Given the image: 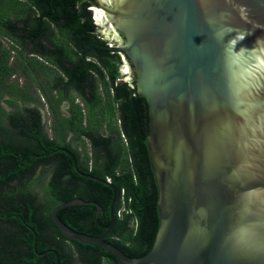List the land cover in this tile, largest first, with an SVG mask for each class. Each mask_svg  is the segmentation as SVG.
Returning <instances> with one entry per match:
<instances>
[{"label": "water", "instance_id": "95a60500", "mask_svg": "<svg viewBox=\"0 0 264 264\" xmlns=\"http://www.w3.org/2000/svg\"><path fill=\"white\" fill-rule=\"evenodd\" d=\"M94 2L105 21L96 24L131 65L128 77L147 103L158 226L137 257L105 240L120 190L80 171L115 189L109 225L96 236L62 222L63 207L101 209L79 197L56 205L53 223L119 264H264V0Z\"/></svg>", "mask_w": 264, "mask_h": 264}, {"label": "trees", "instance_id": "16d2710c", "mask_svg": "<svg viewBox=\"0 0 264 264\" xmlns=\"http://www.w3.org/2000/svg\"><path fill=\"white\" fill-rule=\"evenodd\" d=\"M78 3V0H0L3 17L0 35L12 43L18 71L31 78L46 97L56 131L54 137L47 136L35 96L9 79L15 65L10 50L0 40V260L4 264H57L55 252L61 264H119L98 245L66 238L51 219V210L56 205L79 197L97 202L101 209L94 204L66 206L56 213L62 222L76 231L96 236L109 225V206L116 195L115 189L79 171L102 179L107 177L123 190V197L113 206L115 220L105 240L125 254L137 257L150 249L157 230V190L145 144L148 129L143 132L141 127L143 115L147 117V103L133 94L128 82L115 85L118 53L111 47L105 46L106 51L99 48L106 40L91 32L94 24L87 2L77 6ZM15 12L19 14L16 22L20 25L11 19ZM61 18L65 24H57L59 35L52 33L51 23ZM46 43L56 47L53 52L57 56L67 55L72 64L56 66L67 75L56 84L48 79L51 70L44 59L51 57V52ZM72 45H81L77 50L86 45L98 47L100 51L94 53L103 63L99 66L75 60L77 57L70 55ZM41 55L42 59L38 60ZM51 61L54 65V60ZM93 69L97 77L90 72ZM54 87L58 89V98L63 97V88L79 93L91 114L95 103L100 105L102 116L106 108L111 115L114 103L120 102L128 146L115 142L110 147V138L106 142H90L98 152L103 151L100 157L104 161L91 170L77 163V170L72 156L62 149H70V142H64V118L57 107L56 94H52ZM2 102L8 105V110ZM82 117L76 104L73 117L67 118L68 123L72 122L66 127L79 137L93 139L89 126L81 127L73 122ZM75 155L77 160L78 153ZM44 173L45 177L41 176Z\"/></svg>", "mask_w": 264, "mask_h": 264}, {"label": "flooded vegetation", "instance_id": "af4514ba", "mask_svg": "<svg viewBox=\"0 0 264 264\" xmlns=\"http://www.w3.org/2000/svg\"><path fill=\"white\" fill-rule=\"evenodd\" d=\"M78 2L79 3L77 4V6L80 5L81 3L87 2V8L90 11V17H91V20L94 24V27L91 29V32L94 33L95 35H98V37H100L101 39L106 40L105 43H102L100 45L101 47H99V48H102V50H104V51H106L105 46L114 48L116 43L111 37L110 38L112 41H109V39L103 37L104 36L103 33L100 32L101 35L97 33L96 27L98 25L96 24V22H95L96 20L93 16L94 7L96 6L94 0H78ZM24 16H26V15L24 14ZM17 17H19V14H17L15 12L11 16V19L16 22ZM32 17H34V14H32ZM2 18L3 17L0 13V20ZM58 23L64 25L65 19L61 18L58 21L53 20V22L51 23L52 24L51 28L53 29V30L51 29L52 33L54 32L57 35H59V32H58L59 27L57 25ZM16 24L20 25V23H18V22H16ZM111 42H113V43H111ZM46 44L48 45V48L51 52L50 53L51 55H49L51 57H49V58L44 57L45 63H47L49 65V68L51 70V75L49 76L48 79H49L51 84H56L59 82V80H61V77L66 78V76H67L66 72H63V71H61V69H58V68L65 67L67 65H69L71 67L72 64L70 65V63L68 62L69 60L67 59V55L66 56L64 55L63 56L64 58H63L62 55L57 56L58 54L53 52V50L56 48L54 45L48 44V43H46ZM80 46L72 45V48L74 50L72 49V52L70 53V55L77 57V59H75V60H80L81 62L82 61L91 62L92 64L96 63L99 66L101 65V63H103V61L98 59L97 54L94 53V52L98 53L100 51V49L98 47L97 48H95V47L91 48L89 45H86L84 47L82 46L81 49L77 50V48H79ZM31 47H32L31 45L28 46V48H31ZM74 51H76V53H74ZM114 51H116V53H118V56H119V59L115 60V65L117 66V78H115V85L117 83L128 82L130 87L134 89L133 94H137L135 87H133L134 81L131 79V77L130 78L128 77L130 75L129 68H131V65H129V62L123 58L122 54L118 50H116L114 48ZM85 52H87V53H85ZM41 59H42V55L38 56V60H41ZM51 59L54 60V65L51 63L52 62ZM55 63H57V64H55ZM126 63H128V66H127L128 70H125V69L122 70V68L124 67V64H126ZM56 66H59V67L57 68ZM90 72L93 74V76H95V77L98 76L97 73L95 74L94 69L91 70ZM103 72L106 73V71H103ZM56 73H58V74H56ZM125 77H127L129 80ZM106 79H108V77H106ZM131 83H132V85H131ZM62 86L64 87L63 84H62ZM57 91H58V89L56 87H54V89L52 90V94H56L55 101H56V104H57V107L60 111L61 116L64 118V120H63V126H65V128L63 129L64 130V138H65L64 142H70L71 140H74V138L79 139L80 137H83L86 140H88L90 147L93 151V154L95 156V159L93 161L88 162L85 154H82L80 148H74V147H72V145H70V149L67 147V149L70 150L74 155L76 152L78 153L77 163H80V166L82 168H85V166H86L87 170H91L92 167H95L96 165L99 166L103 160L100 157V155L103 153V151L98 152V148L93 147V145L90 142H103V141L106 142L105 139L110 138L108 141V142H110V147H112V145H114L115 142H124V144H126L128 146V142H130V141L127 138V135L124 133L123 118H122V115H123L122 114L123 113L122 108L123 107H120V102L116 101V103H114L116 106L112 107L111 115L109 114V111L106 108V109H104L105 113H103L101 116L100 112H99L100 111V105H98V103L97 104L95 103L94 113L91 114L88 110V107L85 103V100L83 99V97H81L79 95V93L74 92L72 90H66V88H63L64 95H63V97L58 98ZM86 95L89 97L90 93L87 92ZM119 98H121V97H118V99ZM76 99H80L81 102L78 104L76 102L77 101ZM76 104L80 107V112L83 113V117H82V120L79 121V119H78L77 121L75 120L73 122L78 123L81 127L89 126L94 140L92 138H88L84 135L79 137L78 135H76L75 132H73V130H70L66 127L69 123L72 122L71 121L68 123L67 118L73 117V113H74V111H76ZM46 106H47V112H50L49 111L50 105H49L48 101H47ZM6 110H8V109H6ZM41 114H42L41 120H42V123L44 124L45 119L43 117L42 111H41ZM100 117H101V119H100ZM141 127L143 129V132L147 131V129H148V116L146 117L145 115H143V121L141 123ZM119 153L120 154H118V157H119V155L121 156L120 150H119ZM78 169H79V167H78ZM96 177H99V176H96ZM105 180L108 181L107 177L105 178ZM108 182L112 184L111 180H109ZM122 197H123V194H121V191H120V197L119 198H122Z\"/></svg>", "mask_w": 264, "mask_h": 264}, {"label": "rangeland", "instance_id": "374dc122", "mask_svg": "<svg viewBox=\"0 0 264 264\" xmlns=\"http://www.w3.org/2000/svg\"><path fill=\"white\" fill-rule=\"evenodd\" d=\"M93 16H94V14H93ZM96 30H97V33L100 35H101V33H103L102 31H104L99 26L96 27ZM103 37L109 39V41H112L109 36H106V34H104ZM0 40L2 41V45H4L6 48H8L10 50L11 62H13L15 65V71L13 72V74L10 76L9 79L16 81L18 83V86H20V87L22 86L23 88H25L26 91H28L30 94L35 96L37 105L40 108V110L42 111L43 117L45 119L44 130H45L47 136L54 137L56 131L52 127V125H53L52 116L50 115L49 112H47V106H46L47 99H46V97L43 94H41L39 86L37 84H35V82L31 78H28V77L22 75L18 71L19 70V68H18L19 64H18V62L16 63L17 54L15 53L13 48L11 47L12 43L9 41V39L5 36L0 35ZM111 43H113V42H111ZM122 70H124V67L122 68ZM125 78H127V77H125ZM98 90H99V92L102 93V95H104L103 89H101V87H99ZM76 100H77L76 102L78 104L81 102L80 99H76ZM2 104L6 109H9V107L6 103L2 102ZM121 143L124 144V142H121ZM70 145H72V147H74V148H80L82 154H85L88 162H91L95 159V156H94L93 151L90 147V144H89L88 140H86L85 138H83V137H80L79 139L74 138V140L70 141ZM45 175H46V173H44V175L41 174V176H44V177H45Z\"/></svg>", "mask_w": 264, "mask_h": 264}, {"label": "bare ground", "instance_id": "6f19581e", "mask_svg": "<svg viewBox=\"0 0 264 264\" xmlns=\"http://www.w3.org/2000/svg\"><path fill=\"white\" fill-rule=\"evenodd\" d=\"M103 12H102V10H100V9H96V8H94V18H95V20H96V22L98 23V24H101V25H104L105 24V21L103 20ZM107 36V35H106ZM124 69L125 70H128V67H127V65H124Z\"/></svg>", "mask_w": 264, "mask_h": 264}, {"label": "built area", "instance_id": "2783aa9c", "mask_svg": "<svg viewBox=\"0 0 264 264\" xmlns=\"http://www.w3.org/2000/svg\"><path fill=\"white\" fill-rule=\"evenodd\" d=\"M107 180L109 181L110 179H109V178H107ZM121 194H123V190H121Z\"/></svg>", "mask_w": 264, "mask_h": 264}]
</instances>
